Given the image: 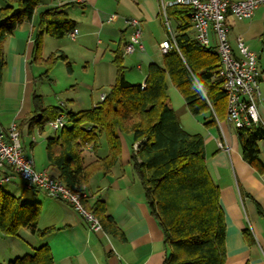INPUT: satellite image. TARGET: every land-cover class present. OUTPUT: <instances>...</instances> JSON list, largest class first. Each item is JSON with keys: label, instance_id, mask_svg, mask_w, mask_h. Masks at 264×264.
Here are the masks:
<instances>
[{"label": "crops", "instance_id": "obj_1", "mask_svg": "<svg viewBox=\"0 0 264 264\" xmlns=\"http://www.w3.org/2000/svg\"><path fill=\"white\" fill-rule=\"evenodd\" d=\"M176 1L45 0L33 19L24 22L7 38L0 88V129L7 132L12 124L18 125L24 155L33 160L38 172L53 173L46 155L49 137L45 139V149L37 155L40 145L31 140L29 126L23 124L33 110V95H41L44 100L43 84L46 81L59 101L56 105L45 103L46 106H59L73 113L94 108L115 83L113 60L116 51L123 56L125 79L144 87L149 66L162 62L159 51L162 42L183 28H188L189 34L196 37L188 19L174 8ZM6 4L7 0H0V8ZM50 8H61L75 23V29L63 39L43 37V58L54 53H62L66 57V62H58L62 80L49 75L48 78L43 77L44 67L34 61L39 14ZM130 19H136L140 24L144 50L124 56V47L132 35L127 24ZM226 24L233 53L238 55L237 40L242 38L257 55L261 90L257 108L264 119V6L255 11L251 20L238 21L228 14ZM211 42V46L216 47L214 34ZM168 95L170 98V88ZM175 100L181 118L170 98L180 126L189 134L204 137L207 167L219 188L220 206L225 218L226 264H264V216L260 214V209L264 212V173H259L244 161L238 129L227 121L226 114L206 127L214 120L212 112L193 117L185 103L183 105L178 97ZM142 144L137 143L133 147L136 150ZM219 144L224 148L221 149ZM259 147L260 161L264 166V142ZM130 149L131 141L125 143L122 138L121 159L112 173L95 175L85 187L90 204L99 199L105 203L107 213L123 232V239L113 238L103 231H92L70 205L40 191H26L23 196H17L24 188L16 182V177H19L6 169L4 173L11 175L8 184L14 195L25 199L24 203L41 207L39 228L55 230L43 239L26 229H21L14 237L5 238L0 234V244L5 245V251L0 249V264L31 254L44 244L49 246L54 264H163L164 234L151 215L133 173ZM85 154L87 161L95 156L91 148Z\"/></svg>", "mask_w": 264, "mask_h": 264}, {"label": "trees", "instance_id": "obj_2", "mask_svg": "<svg viewBox=\"0 0 264 264\" xmlns=\"http://www.w3.org/2000/svg\"><path fill=\"white\" fill-rule=\"evenodd\" d=\"M45 0H7L0 8V88L5 69L4 44L24 22L31 21ZM176 11L190 21V7L176 4ZM75 23L61 10L50 8L39 14L35 35L34 61L44 67L43 77L58 62H66L62 53L42 56L43 37H67ZM179 51L162 56L161 64L147 70L145 86L125 79V66L120 51L114 53L115 83L104 102L90 110L73 113L59 106H46L41 95L34 94L33 110L23 124L29 135L44 133L45 127L60 116L66 126L46 140V155L51 178L72 191L85 188L98 174L109 175L122 155V138L130 137V163L143 191L151 215L164 234L163 264H226V225L220 206L219 188L207 167L204 137L189 134L179 124L168 91L172 85L182 96L193 117L212 112L213 125L227 116L226 94L218 77L221 63L216 47H204L192 37L188 28L174 36ZM70 69V64L67 63ZM23 126V125H22ZM21 126V127H22ZM18 129H20L18 127ZM242 157L259 173L260 143L264 127L254 125L238 129ZM20 132V130H19ZM21 133V132H20ZM102 141L105 156L96 155ZM143 144L134 149L137 143ZM94 158L87 161L90 149ZM84 208L99 221L102 231L113 238L124 234L107 213L105 203L97 200ZM260 214L264 212L260 209ZM41 207L27 204L20 197L0 187V234L14 237L26 229L40 239L50 236L54 228L41 230ZM8 264H54L47 244Z\"/></svg>", "mask_w": 264, "mask_h": 264}, {"label": "built area", "instance_id": "obj_3", "mask_svg": "<svg viewBox=\"0 0 264 264\" xmlns=\"http://www.w3.org/2000/svg\"><path fill=\"white\" fill-rule=\"evenodd\" d=\"M176 4L190 7V21L196 32V39L202 46L211 47V35L216 36V51L221 63L218 77L223 82L226 94L227 121L236 129L254 125L264 127V119L260 117L257 108V100L261 97L257 55L242 38L237 40L238 55H235L226 24L228 14L238 21L251 20L255 11L264 6V0H177ZM127 24L132 29V35L124 47V56L144 50L138 20L130 19ZM159 51L162 56L171 51H179L174 36L162 42ZM105 98V95L101 96L100 103ZM65 126V116H60L49 124L54 132ZM219 146L224 148L222 144ZM6 169L19 177L25 190L40 191L50 198L67 203L89 224L92 231H102L98 219L83 206V201L89 198L85 188L72 191L51 178L47 172H38L33 160L24 155L21 133L15 123L7 132L0 129V187L11 181V175L4 173Z\"/></svg>", "mask_w": 264, "mask_h": 264}, {"label": "rangeland", "instance_id": "obj_4", "mask_svg": "<svg viewBox=\"0 0 264 264\" xmlns=\"http://www.w3.org/2000/svg\"><path fill=\"white\" fill-rule=\"evenodd\" d=\"M161 55V54H160ZM162 56V55H161ZM60 63H58V64H56L55 66H53V68L50 70V72H49V77H52V78H56L57 77V79H59V80H62V76H61V74H60V72H59V67H60ZM44 71H45V69H44ZM43 89L45 90L44 91V94L46 95V97L44 98V103H46L47 105H51V104H54V105H56V104H58L59 103V101L58 100H56L55 99V96L52 94V86L48 83V82H44V84H43ZM175 97H178V99H180V101L182 102V104L184 105V100H183V98H182V96L179 94V92L171 85L170 86V98L172 99V103L176 106V110H178V112H179V116H180V118H181V112H180V110H179V108H178V105L176 104V100H175ZM56 134V132H54L50 127H49V125H47L46 127H45V130H44V133H40L38 130H36L35 131V133H34V135L31 137V140H33V141H35L36 143H38L40 146L38 147V154L37 155H39V153H40V151H41V149H45V139H46V137H50V136H52V135H55ZM35 139V140H34ZM130 140V137L129 136H125L124 138H123V141L126 143L127 141H129ZM99 156H102V155H105L106 153H107V147H106V144H105V142L104 141H102V143H101V148H99ZM16 182L18 183V184H21L22 185V182H21V180L19 179V178H17L16 177ZM2 189L4 190V191H6V192H9V193H13L14 194V192H13V190H12V188H11V186L9 185V184H5V185H3L2 186ZM26 191H28V190H23L21 193H17L18 195L17 196H23L24 195V193L26 192ZM22 201L23 202H25V199H22ZM1 237H3L2 235H1ZM6 238V237H5ZM8 238V237H7ZM3 247H5V245H2V244H0V249H4ZM4 251H5V249H4ZM6 253V252H5ZM16 259V258H15ZM15 259H13L12 261H14ZM8 264V263H7Z\"/></svg>", "mask_w": 264, "mask_h": 264}]
</instances>
